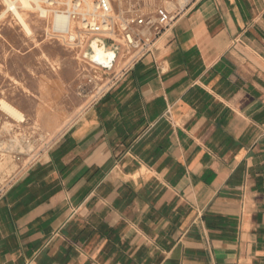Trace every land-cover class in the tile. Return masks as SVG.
<instances>
[{"label": "crops", "instance_id": "1", "mask_svg": "<svg viewBox=\"0 0 264 264\" xmlns=\"http://www.w3.org/2000/svg\"><path fill=\"white\" fill-rule=\"evenodd\" d=\"M50 97L12 100L57 137L0 202V264H264V0L198 1L64 128Z\"/></svg>", "mask_w": 264, "mask_h": 264}, {"label": "built area", "instance_id": "2", "mask_svg": "<svg viewBox=\"0 0 264 264\" xmlns=\"http://www.w3.org/2000/svg\"><path fill=\"white\" fill-rule=\"evenodd\" d=\"M1 1L5 3V0ZM198 1L177 0L175 10L170 11L164 5L154 14L141 13L136 0H30V5L31 11L48 21L52 36L64 39L69 48L80 51L81 55L94 38H102L108 45L117 46L113 68L123 64L119 72L108 74L113 68L106 70L83 60L81 75L84 84L78 90L80 96L90 98L91 105L99 101L130 66L153 54L159 41ZM17 5L22 10V3ZM59 16L68 20L64 30L57 25ZM15 88L16 83L11 81L8 88L0 86V202L43 161L55 140L14 105L11 90ZM3 104L23 118H14L4 112Z\"/></svg>", "mask_w": 264, "mask_h": 264}, {"label": "rangeland", "instance_id": "3", "mask_svg": "<svg viewBox=\"0 0 264 264\" xmlns=\"http://www.w3.org/2000/svg\"><path fill=\"white\" fill-rule=\"evenodd\" d=\"M166 1L177 4V0H153L152 3L136 0V3L141 13L154 14ZM1 2L0 15L7 10L6 3ZM19 11L31 34L24 31L11 13L0 18V65L5 73H0V86L8 88L10 81L17 82L16 89L11 90V99L28 113H32L29 95H34L35 101L40 103L46 96L54 98L57 95L61 97L58 105L67 108L76 105L77 110L64 122V128L90 105V98L80 96L78 90L84 84L81 69L85 51L81 55L80 51L69 48L64 39L52 36L48 21L41 19L38 13L26 9ZM123 67V64L115 65L108 74L119 72ZM38 121L37 127L44 131L39 118ZM52 137L56 138L57 134L53 133Z\"/></svg>", "mask_w": 264, "mask_h": 264}, {"label": "bare ground", "instance_id": "4", "mask_svg": "<svg viewBox=\"0 0 264 264\" xmlns=\"http://www.w3.org/2000/svg\"><path fill=\"white\" fill-rule=\"evenodd\" d=\"M152 3L153 0H146V2ZM21 2L22 6L20 9L32 10V6L30 5V0H5L7 10L0 15L2 18L8 12H11L14 17L19 21L24 31L29 35L31 34V29L28 24L25 22L24 15L21 14L19 11L17 3ZM165 5L167 6L168 10L173 11L176 8V3L173 1H166ZM145 11V10H144ZM43 14L45 13L42 9ZM57 25L60 29H66L68 25V20L64 16H59L57 18ZM117 46L108 45L106 41L102 38H94L89 43L88 49L85 50L83 57L85 60L89 61L91 64L98 66L102 65L100 68H108L112 67L111 64L113 63V59L117 58ZM96 63V64H95ZM98 63V64H97ZM0 73H4L2 66L0 65ZM5 74V73H4ZM7 75V74H6ZM2 109L4 112L9 114L12 117H16L18 119H22V115L15 113L10 106L7 104H3Z\"/></svg>", "mask_w": 264, "mask_h": 264}, {"label": "water", "instance_id": "5", "mask_svg": "<svg viewBox=\"0 0 264 264\" xmlns=\"http://www.w3.org/2000/svg\"><path fill=\"white\" fill-rule=\"evenodd\" d=\"M116 52H117V50H116ZM115 61H116V59H115V57H114V59H113V63L111 64V66L112 67H108V68H106V67H104V69H106V70H111L112 68H113V66H114V64H115ZM96 64V63H95ZM98 64V63H97ZM102 65H99V67H101Z\"/></svg>", "mask_w": 264, "mask_h": 264}]
</instances>
